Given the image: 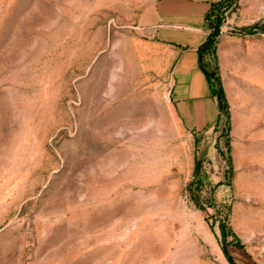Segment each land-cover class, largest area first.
I'll return each mask as SVG.
<instances>
[{"label": "rangeland", "instance_id": "374dc122", "mask_svg": "<svg viewBox=\"0 0 264 264\" xmlns=\"http://www.w3.org/2000/svg\"><path fill=\"white\" fill-rule=\"evenodd\" d=\"M155 1L0 0V264H264V0L221 13L195 133Z\"/></svg>", "mask_w": 264, "mask_h": 264}, {"label": "crops", "instance_id": "0c3cea01", "mask_svg": "<svg viewBox=\"0 0 264 264\" xmlns=\"http://www.w3.org/2000/svg\"><path fill=\"white\" fill-rule=\"evenodd\" d=\"M213 2L156 0L146 16L155 40L176 49L170 76L171 102L180 123L191 133L213 124L219 113L217 97L199 66L197 53L208 34L205 14Z\"/></svg>", "mask_w": 264, "mask_h": 264}, {"label": "trees", "instance_id": "16d2710c", "mask_svg": "<svg viewBox=\"0 0 264 264\" xmlns=\"http://www.w3.org/2000/svg\"><path fill=\"white\" fill-rule=\"evenodd\" d=\"M231 2H233V0H220L217 2H213V3H211L209 10L205 14L206 28L208 29V34H207L205 40L203 41V43H201V45H199V47L197 49V53H198L199 66H200L201 70L203 71V73L206 75L208 82L211 86V89L213 88V84L211 81V74L208 73L204 67L205 64L203 63V57H204V54L207 53L212 48V46L215 42V39L218 37L219 31H220V26L222 23L221 13L225 9H227L228 4ZM213 79L217 80L216 77H214ZM217 82H218V80H217ZM213 93L217 97L218 108L221 109L220 105H222V101L224 99L221 88H218V90H216V92H213ZM194 172L195 173L197 172V164L195 165ZM194 201H196L195 198H194ZM220 247H221L222 253L224 254L228 263L229 264H235L233 259L229 256L224 244L221 243Z\"/></svg>", "mask_w": 264, "mask_h": 264}, {"label": "built area", "instance_id": "2783aa9c", "mask_svg": "<svg viewBox=\"0 0 264 264\" xmlns=\"http://www.w3.org/2000/svg\"><path fill=\"white\" fill-rule=\"evenodd\" d=\"M163 98L165 99L166 102H168V103L171 102L170 90H168L167 92L163 93Z\"/></svg>", "mask_w": 264, "mask_h": 264}]
</instances>
